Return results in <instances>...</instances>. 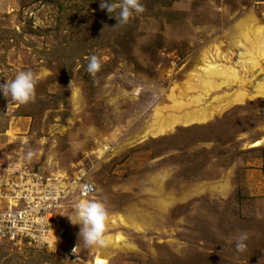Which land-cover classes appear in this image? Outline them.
Instances as JSON below:
<instances>
[{
  "label": "rangeland",
  "instance_id": "374dc122",
  "mask_svg": "<svg viewBox=\"0 0 264 264\" xmlns=\"http://www.w3.org/2000/svg\"><path fill=\"white\" fill-rule=\"evenodd\" d=\"M100 3L0 0V83L27 70L36 79L26 104L0 94V167L64 174L53 215L63 243L79 251L69 261L4 240L0 264H264V91L205 121L145 134L172 89L190 96L204 53L231 52L240 33L264 26V0H141L144 11L117 27ZM93 55L95 75L86 71ZM242 88L223 86L205 102ZM72 180L93 191L77 193ZM83 199L104 203L106 235L124 240L86 247L69 218ZM242 233L247 249L237 252Z\"/></svg>",
  "mask_w": 264,
  "mask_h": 264
},
{
  "label": "bare ground",
  "instance_id": "6f19581e",
  "mask_svg": "<svg viewBox=\"0 0 264 264\" xmlns=\"http://www.w3.org/2000/svg\"><path fill=\"white\" fill-rule=\"evenodd\" d=\"M240 35L231 52L222 53L216 47L213 53L201 56L187 80L190 96L176 95L172 89L168 96L170 103L155 108L154 120L145 134L159 135L178 124L205 121L217 110L264 91V26H251L248 32ZM233 84H240L243 88L232 93L217 94L210 102H205L210 93ZM118 219L126 224L123 216L119 215ZM107 236L112 246L124 240L121 234Z\"/></svg>",
  "mask_w": 264,
  "mask_h": 264
},
{
  "label": "built area",
  "instance_id": "2783aa9c",
  "mask_svg": "<svg viewBox=\"0 0 264 264\" xmlns=\"http://www.w3.org/2000/svg\"><path fill=\"white\" fill-rule=\"evenodd\" d=\"M17 166L12 174H3L6 169L0 167V241L48 247L62 259L77 261L78 246L63 243L66 228L57 218L60 213L57 217L53 215L54 208L58 207L55 201L66 188L64 174L56 171L51 177L43 178L38 173L20 171ZM38 182L47 187H37ZM72 182L78 186L77 193L87 195L93 191L89 182ZM84 185L90 186L88 192L81 191ZM92 264H107V261L95 258Z\"/></svg>",
  "mask_w": 264,
  "mask_h": 264
},
{
  "label": "clouds",
  "instance_id": "9594fccd",
  "mask_svg": "<svg viewBox=\"0 0 264 264\" xmlns=\"http://www.w3.org/2000/svg\"><path fill=\"white\" fill-rule=\"evenodd\" d=\"M100 8L106 9L107 12L117 20L118 25H125L129 22L134 14L144 11L141 0H101ZM114 27V28H115ZM102 64L100 59L93 55L89 58L86 71L95 75L101 70ZM35 75L31 70L20 71L11 81L0 83V94L5 97H11L14 102L26 104L35 98ZM34 153L29 150L25 153V160H31ZM8 169L16 170V164L9 163ZM89 185L82 186L81 191L88 192ZM75 221L69 216L73 224L80 225L79 240L82 238L86 247H106L110 241L106 235V222L108 219V210L104 203L83 199L79 201L74 208ZM248 240L246 233L240 234L235 240V250L244 252L247 249Z\"/></svg>",
  "mask_w": 264,
  "mask_h": 264
}]
</instances>
